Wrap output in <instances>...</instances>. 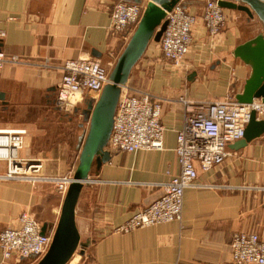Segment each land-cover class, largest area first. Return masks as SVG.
Returning <instances> with one entry per match:
<instances>
[{
	"label": "crops",
	"instance_id": "0c3cea01",
	"mask_svg": "<svg viewBox=\"0 0 264 264\" xmlns=\"http://www.w3.org/2000/svg\"><path fill=\"white\" fill-rule=\"evenodd\" d=\"M119 1L124 0H0V50L27 62L0 71V131L25 130L18 155L49 162L46 175L75 171L79 138L88 128L82 118L70 120L53 106L61 64L90 58L113 68L130 39L109 30L111 9ZM180 3L198 18L185 60L189 72L170 69L158 43L148 45L131 71L137 80L149 79L145 91L161 103L163 149L109 152L106 163L93 165L75 208L80 240L89 242L81 264H231L233 234L264 238V135L243 149L228 148V157L214 170L202 173L196 165L198 175L184 191L180 222L128 234L114 231L162 195L169 176L179 172L174 148L184 113L178 99L220 101L241 94L250 69L233 52L263 32L255 17L222 9L225 26L211 40L201 20L205 0ZM4 171L0 163V174ZM62 202L52 185L0 180V231L23 213L41 227L55 228ZM36 263L3 262L0 253V264Z\"/></svg>",
	"mask_w": 264,
	"mask_h": 264
},
{
	"label": "built area",
	"instance_id": "2783aa9c",
	"mask_svg": "<svg viewBox=\"0 0 264 264\" xmlns=\"http://www.w3.org/2000/svg\"><path fill=\"white\" fill-rule=\"evenodd\" d=\"M217 0H205L201 20L209 39L215 40L222 32L226 16ZM144 4L119 1L110 12L109 30L129 39L143 14ZM166 26L161 35L159 49L170 67H183L192 44V31L198 18L181 3L165 13ZM18 56L0 50V71L6 66L26 65ZM44 68H47L46 62ZM108 70L95 59L65 60L61 64V77L55 88L54 108L70 116L83 108L87 100L97 101L103 88L109 84ZM183 107V128L177 133L174 153L179 172L169 176L163 185L162 195L145 208L137 211L116 233L128 234L138 229L171 222H180L184 191L194 186L197 169L202 173L221 166L228 157V146L243 138L251 114L264 120V101L254 99L249 104L238 103L226 96L220 101L197 102L179 98ZM161 103L145 90H131L128 85L120 89L111 133L107 142L108 152L134 154L139 151H161L164 128L161 123ZM25 130L0 131V163L5 171L0 180H20L30 185L40 183L54 186L64 198L73 182V172L44 175L42 159L25 160L18 153L23 148ZM264 201V186L261 188ZM41 224L30 214L23 213L0 231V253L3 262L33 259L39 261L48 251L54 228L47 235H40ZM231 264H264V238L254 233H235L231 239ZM74 257V256H73ZM71 258L73 264L76 260ZM80 258V257H79ZM75 262L81 264L82 258Z\"/></svg>",
	"mask_w": 264,
	"mask_h": 264
},
{
	"label": "water",
	"instance_id": "95a60500",
	"mask_svg": "<svg viewBox=\"0 0 264 264\" xmlns=\"http://www.w3.org/2000/svg\"><path fill=\"white\" fill-rule=\"evenodd\" d=\"M181 1L149 0L144 4L143 14L135 31L109 73V84L103 88L97 101L87 100L84 103V108L75 109L69 116L72 120L80 115L83 122L87 123L88 128L79 138L78 164L73 172V182L68 186L63 198L50 247L36 264H68L77 251L81 258L84 257L89 242L82 243L80 241L75 225V208L81 189L87 183L93 165L99 167L109 160V152L106 146L121 87L127 84L131 71L144 55L148 45L160 41L166 26L165 13ZM231 1L240 5L237 6L223 0H218L217 4L221 9L239 10L250 19L255 17L263 26V32L238 46L233 52V56L250 69L243 91L235 97V100L241 104H249L254 99L264 101V0ZM124 2L143 4L142 0H124ZM0 102H4V94L1 92ZM263 135L264 120H256L254 113H252L244 130L243 138L229 145L228 148L235 151L243 149L250 142ZM51 229L52 226L48 228L47 225H43L40 228V235L49 234Z\"/></svg>",
	"mask_w": 264,
	"mask_h": 264
},
{
	"label": "rangeland",
	"instance_id": "374dc122",
	"mask_svg": "<svg viewBox=\"0 0 264 264\" xmlns=\"http://www.w3.org/2000/svg\"><path fill=\"white\" fill-rule=\"evenodd\" d=\"M135 68V67H134ZM170 69H173V70H176L177 72H179L180 74H183V72H185L184 71V69H183V67H181V68H179V69H174V68H172V67H170ZM112 70V69H111ZM110 70V71H111ZM134 70V69H133ZM110 71L108 70V73H110ZM148 81H149V79L148 78H143V79H140V80H137L136 79V77H134V75H132V72H131V75H130V77H129V79H128V83H127V85H128V87L131 89V90H145V89H147V84H148ZM84 108V107H83ZM74 120H79L80 122H81V116L80 115H78V116H76V118L74 119ZM86 125V124H85ZM86 126H88V125H86ZM42 161L44 162V167H43V174L44 175H46L45 173H44V170H46V168L47 167H49V165H51L49 162H47L46 160H44V159H42ZM61 161H63V160H61ZM54 163H56V164H58L57 162H54ZM66 163V162H65ZM64 163V165H66ZM64 173H68L67 171H59V172H56V174H64ZM81 242H82V240H80ZM74 257V259L77 261L78 260V258L80 257L79 256V253H78V251L73 255ZM81 258V257H80ZM79 258V259H80ZM75 261V262H76ZM75 262H73V264H75ZM70 264H72L71 262H70Z\"/></svg>",
	"mask_w": 264,
	"mask_h": 264
}]
</instances>
